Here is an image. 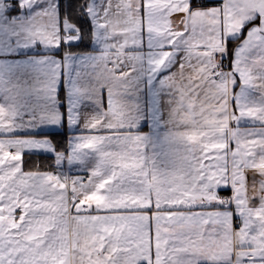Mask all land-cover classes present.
I'll use <instances>...</instances> for the list:
<instances>
[{
  "label": "snow or ice",
  "instance_id": "6c2138e0",
  "mask_svg": "<svg viewBox=\"0 0 264 264\" xmlns=\"http://www.w3.org/2000/svg\"><path fill=\"white\" fill-rule=\"evenodd\" d=\"M35 3L20 0V7L31 8ZM185 4L187 10L181 13ZM85 11L95 16L99 28L121 38L101 57L117 98L90 124L92 129L108 131L84 137L77 145L79 150L101 153V168L87 180L102 182L110 198L101 205L81 206L79 198L61 196L64 189H52L42 171H26L24 146L39 148L46 138H0V144L20 153L18 160L0 167V193L5 197L0 206L7 201L12 216L20 221L16 228L0 224V264H47L35 259L40 249L31 252L21 238L22 229L32 232L43 224L51 225L46 236L56 238L66 232L84 245L80 264H264V218L255 215L252 204L259 197V210L264 212V170L245 168L251 150L232 131V123L241 117L264 121V106L245 111L241 103L238 111L232 109L235 119L228 110L229 84L233 99L237 76L245 87H264V0H138V5L136 0H99V5L90 3ZM180 15L187 19L173 30L171 17ZM257 17L259 23L248 29L232 67L225 68L229 37L239 35ZM120 24L128 27L127 33L114 30ZM79 27L66 19L61 31L59 20L46 7L37 9L16 35L60 49L62 44L74 46L80 39ZM146 35L150 51H134L144 46ZM181 49L184 56L169 88L175 94L174 119L188 127L170 135L168 139L180 146L158 167L145 155L147 139L123 131L133 127V114L119 99V90L127 87L137 71L129 65L146 64L156 73ZM32 64V91L41 98L62 75L87 94L89 71L77 65L75 58L65 63L55 56ZM12 71L0 66V83ZM12 127L10 112L0 106V129ZM200 132L208 135L198 136ZM256 136L264 140V131ZM259 147L264 148V143ZM17 165L18 172L10 171ZM104 166L111 167L110 173H104ZM94 216L106 219L98 221ZM102 224L115 226L114 231L105 233Z\"/></svg>",
  "mask_w": 264,
  "mask_h": 264
},
{
  "label": "crops",
  "instance_id": "0c3cea01",
  "mask_svg": "<svg viewBox=\"0 0 264 264\" xmlns=\"http://www.w3.org/2000/svg\"><path fill=\"white\" fill-rule=\"evenodd\" d=\"M61 2V0H36L34 7L21 9L20 0H0V66L5 69L9 67L14 69L11 73L6 72L3 83H0V106L10 112L13 120V127L10 130L0 129V138H46L39 148L35 144H26L24 154L54 156L53 162L58 165L59 171L55 173L51 169L41 173L49 186L52 189H64V192L60 193L61 196L70 199L79 198L81 206L101 205L105 202L106 197L110 198V194L103 191L105 185L102 182L92 181L89 183L88 180L81 182L73 180V178L82 174L89 178L94 171L101 168L102 156L99 151L79 150L77 145L84 137L108 131L107 129H92L90 124L94 119L103 116L110 104L117 98V91L113 86L111 76L105 71L104 61L101 57L110 45L118 44L121 38L99 28L96 18L92 14H89L93 27L90 43L92 49L89 51H65L62 49L63 44L60 49L48 48L41 43L26 42L22 35H16L17 32H22L27 19L37 9L46 7L50 9L52 18L59 20L61 31H63L67 18L62 15ZM136 2L138 5V0ZM90 3L99 5V0H89L88 5ZM186 10L187 4L179 9L181 13H185ZM186 19V15L172 16L171 27L173 30L180 29ZM225 23L230 22L226 21ZM258 23V17L255 20H250L239 35L229 37L230 42L242 34L240 40L234 44L231 57L224 66L225 68L232 67L235 54L248 34V29ZM149 27L154 28L155 26L149 24ZM114 30L127 33L128 27L120 24ZM123 39L127 41L129 37L125 36ZM163 43H167V40H163ZM133 50L144 54L150 51L147 35L144 46ZM226 55L229 57V52ZM55 56L60 57L65 63H70L75 58L77 65L88 68L87 94H84L75 82L69 83L63 75L52 82L51 91L45 92L43 98L32 91L33 77L29 71L33 66L32 62H43L45 59L50 60ZM183 56L184 51L181 49L168 64L156 73H152L146 64L129 65V67H136L137 71L128 81L127 87H122L119 90V99L133 114V127L123 131H130L133 135H142L147 139L145 155L149 161H155L158 167L163 166L166 155L171 156L180 146L177 142L168 139L170 135L184 131L188 127L174 119L175 94L169 88V81L177 74ZM57 85L59 90H57ZM233 91L236 96L232 99L233 93L229 84V116H232V109L238 111L241 103L246 105L245 111H254L256 108L264 106V87H245L240 77L237 76ZM45 116L48 118H44ZM232 118L235 119L234 116ZM232 131L238 132L237 139L251 150L245 168L264 170V148L259 147L261 143H264V140L256 136L264 131V121L255 117H241L232 123ZM61 132L67 134L66 153L56 151L53 142L47 136V134ZM207 135L206 132L198 134V136ZM19 156L18 151H10L4 144H0V167H5L11 161L18 160ZM102 170L108 174L111 167L104 166ZM10 171L18 172L19 165ZM25 174L35 175V173ZM65 177L67 179H64ZM255 179L258 181L260 178L256 176ZM92 184H95V187ZM249 192L251 193V185ZM73 193H75L74 196ZM4 198V194L0 193V199ZM25 199L30 198L25 197ZM261 203L259 197L252 201L256 208L255 215L264 218V212L259 210ZM67 206L71 207L70 203ZM109 206L115 205L110 204ZM25 208L27 210L28 206L25 205ZM9 209L10 205L7 201L0 206V224L13 228L19 227V219L14 218ZM111 215L122 214L112 213ZM92 219L103 221L106 217L94 216ZM235 219L239 224L240 217L237 216ZM25 220H31L27 212ZM36 227L38 230L32 232L22 229L21 237L24 241L23 247L29 248L31 252H36L37 248L40 249L35 259L47 262V264H80L82 259L80 252L84 250V245L79 243L75 236L61 232L56 238H50L45 233L48 232L51 225L43 224ZM39 228H43V231H40ZM101 228L105 233L111 234L115 226L110 227L107 224H102ZM53 230L55 231V229ZM89 264H97V262L90 261ZM203 264H207V262H203Z\"/></svg>",
  "mask_w": 264,
  "mask_h": 264
},
{
  "label": "trees",
  "instance_id": "16d2710c",
  "mask_svg": "<svg viewBox=\"0 0 264 264\" xmlns=\"http://www.w3.org/2000/svg\"><path fill=\"white\" fill-rule=\"evenodd\" d=\"M62 15L71 20L74 25H79L78 32L80 39L73 43L74 46L63 45L62 49L70 52L89 51L91 50V39L93 34V27L89 13L85 11L88 7L89 0H61ZM230 40L228 44L229 58L233 50L234 44H236L240 38ZM54 144L56 151L66 153V133H51L47 134ZM54 161V156L45 154H33L25 153L23 159V166L25 170H51V163Z\"/></svg>",
  "mask_w": 264,
  "mask_h": 264
},
{
  "label": "built area",
  "instance_id": "2783aa9c",
  "mask_svg": "<svg viewBox=\"0 0 264 264\" xmlns=\"http://www.w3.org/2000/svg\"><path fill=\"white\" fill-rule=\"evenodd\" d=\"M228 59H229V57H228V55H226V56H225V60H224V62H223V66H225V65L227 64ZM224 63H225V64H224ZM51 167H52V169H53V171H54L55 173H57V172L59 171V167H58V165H57L55 162H52V163H51ZM75 178H82V179H85V181H86V180L88 179V176L82 174V175H77V176H75ZM236 221H237V220H236ZM237 224H238V222H237Z\"/></svg>",
  "mask_w": 264,
  "mask_h": 264
},
{
  "label": "rangeland",
  "instance_id": "374dc122",
  "mask_svg": "<svg viewBox=\"0 0 264 264\" xmlns=\"http://www.w3.org/2000/svg\"><path fill=\"white\" fill-rule=\"evenodd\" d=\"M70 180H72V179H70Z\"/></svg>",
  "mask_w": 264,
  "mask_h": 264
}]
</instances>
